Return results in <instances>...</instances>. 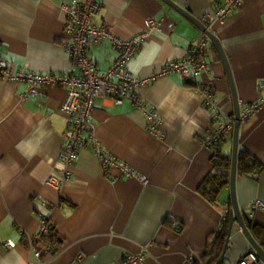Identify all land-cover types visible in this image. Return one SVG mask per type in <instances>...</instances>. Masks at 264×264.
<instances>
[{
    "label": "crops",
    "instance_id": "crops-1",
    "mask_svg": "<svg viewBox=\"0 0 264 264\" xmlns=\"http://www.w3.org/2000/svg\"><path fill=\"white\" fill-rule=\"evenodd\" d=\"M95 23H107L123 39L133 36L144 21L160 23L129 61L130 71L146 77L170 59L180 58L202 31L162 0H99ZM198 19L222 0H173ZM71 0H0V45L11 69L23 65L35 72H77L65 44V11ZM211 31L220 41L231 71L239 111L264 100V0H240L224 23ZM88 55L106 69L116 52L107 40L93 44ZM205 59L210 69L201 77L215 92L225 112H233L230 85L221 58L211 44ZM25 84L0 78V264H27L28 237L44 217L55 235L49 264H114L123 255L149 243L146 264H202L208 243L228 213L229 187L211 201L199 185L213 168L212 151L198 136L212 124L211 111L201 102L196 85L176 74L157 77L139 89V96L161 117L158 137L146 129L144 113L124 100H94L93 135L104 150L147 177L142 183L118 169H103L89 147L78 150L71 175L61 187L58 158L69 119L60 106L63 86L40 87L22 96ZM232 135L220 143L231 153ZM262 169L246 168L238 159L235 193L241 212L253 226L264 227V211L249 203L264 199V102L238 129V150ZM253 235V233H252ZM49 237V236H48ZM47 237V239H48ZM254 237V235H253ZM255 239V238H254ZM14 242L6 247L4 242ZM256 240V239H255ZM224 246V245H223ZM253 250L233 223L223 264H237ZM223 251V248L221 252ZM78 253L85 257L79 261ZM192 257L193 261L189 260ZM197 262V263H196Z\"/></svg>",
    "mask_w": 264,
    "mask_h": 264
},
{
    "label": "built area",
    "instance_id": "built-area-1",
    "mask_svg": "<svg viewBox=\"0 0 264 264\" xmlns=\"http://www.w3.org/2000/svg\"><path fill=\"white\" fill-rule=\"evenodd\" d=\"M239 2L240 0H222L212 12L203 13L200 21L207 30L214 22L224 23ZM100 7L99 0H71L70 3L62 5L65 11L64 30L69 35L65 47L72 64L78 69L77 72H35L26 64L13 70L9 61L2 56L0 45V78L23 82L25 84L23 97L33 96L38 88L47 85L58 84L66 90L60 106L61 111L69 119L58 155L62 164V176L57 179L49 175L46 179L47 183L58 188L70 177L71 166L78 157V150L83 146L90 148L103 169L113 167L127 177L142 183L147 182L145 175L104 150L94 138L91 112L97 97L109 98L116 104L124 100L130 101L144 113L146 129L158 137H163L164 134L160 129L161 117L155 108L139 96V89L157 77L176 74L196 85L202 104L211 111V126L198 136V142L202 147L212 150L217 143L232 135L236 121L232 112L227 113L220 106L213 89L202 82V75L210 69V63L205 59L210 39L204 32L189 45L182 57L167 60L155 73L140 77L130 71L129 61L149 33L159 28L160 23L153 18H148L139 32L123 39L112 32L109 24L95 23ZM103 40L110 43L116 55L106 69L100 70L88 55V49L91 45ZM259 87L264 89V78L260 80ZM263 102V99H258L244 105L239 111L238 121L249 119ZM248 208L264 211V199H253ZM48 233L49 223L41 217L36 232L28 237L31 257L27 264H49L47 255L52 253L53 246L47 239ZM4 245L13 247L14 242L7 240ZM148 247L149 243L141 244L136 252L123 255L114 264H146ZM84 257V253H78L76 259L81 261ZM189 260L193 262L192 257H189ZM237 264H264V262L258 258L254 250H249Z\"/></svg>",
    "mask_w": 264,
    "mask_h": 264
},
{
    "label": "water",
    "instance_id": "water-1",
    "mask_svg": "<svg viewBox=\"0 0 264 264\" xmlns=\"http://www.w3.org/2000/svg\"><path fill=\"white\" fill-rule=\"evenodd\" d=\"M162 1H164L165 3L173 7L176 11H178L186 19L192 22L198 29H200L202 32H204L209 37L211 44L217 50L221 58V61L225 67L229 85H230L232 102H233V112L232 113L235 115V118H236V121L233 126V131H232L231 162H230L229 182H228L229 198H230L231 207L228 211L227 235H226V240L223 246V251L221 252L220 256L217 258L215 264H223L224 254H225V250H226L227 243H228V238L230 236L231 228L234 222H236L237 225L240 227L241 232L243 233V235L246 237V239L250 243V246L255 251L258 258L264 262V249L257 243V241L254 239L252 233L250 232L248 228V224L251 223V218L247 213L241 212L240 208L238 207L237 200H236L235 176H236L237 152H238V129H239V124H240V122L238 121L239 105H238V98H237V95L234 89L231 71L228 66L226 55L224 53V50L218 38L211 31L205 28L204 24L200 21V19H198L194 15H191L188 11H186L185 9L177 5L173 0H162Z\"/></svg>",
    "mask_w": 264,
    "mask_h": 264
},
{
    "label": "trees",
    "instance_id": "trees-1",
    "mask_svg": "<svg viewBox=\"0 0 264 264\" xmlns=\"http://www.w3.org/2000/svg\"><path fill=\"white\" fill-rule=\"evenodd\" d=\"M220 143H217L212 148V164L215 170L209 172L208 175L199 185V191L209 200L214 201L217 199V194L222 187H226L229 182V169L231 162V153L224 152L220 148ZM238 159L239 162L244 164L246 168H255L257 171L262 169V164L259 163L252 157H249L245 160L241 156V149L238 150ZM228 204L230 201L228 200ZM227 225H228V213L225 214L221 226L216 231L214 238L208 243L207 249L202 254L201 258H204L205 261L202 264H215L217 258L221 254V250L226 240L227 235ZM254 238L257 243L264 249V227L263 226H253L252 231ZM48 240L54 241V233L51 225L49 224V233ZM195 263V261H193ZM197 263V262H196ZM200 264V263H199Z\"/></svg>",
    "mask_w": 264,
    "mask_h": 264
}]
</instances>
